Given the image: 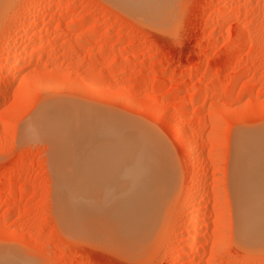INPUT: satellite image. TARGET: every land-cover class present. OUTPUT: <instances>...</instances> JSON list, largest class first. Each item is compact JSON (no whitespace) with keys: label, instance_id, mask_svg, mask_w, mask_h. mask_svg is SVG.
<instances>
[{"label":"rangeland","instance_id":"374dc122","mask_svg":"<svg viewBox=\"0 0 264 264\" xmlns=\"http://www.w3.org/2000/svg\"><path fill=\"white\" fill-rule=\"evenodd\" d=\"M33 1L0 4V252L27 264H264V244L238 238L233 177L237 137L264 130V0H161L146 17L110 0ZM35 32L44 38L34 43ZM24 45L44 53L4 72ZM47 101L144 130L163 145L173 191L145 245L112 231L97 211L101 192L87 190L94 176L81 173L80 153L62 161L55 141L25 136ZM61 196L80 213L63 217ZM191 219L202 236L194 247Z\"/></svg>","mask_w":264,"mask_h":264},{"label":"bare ground","instance_id":"6f19581e","mask_svg":"<svg viewBox=\"0 0 264 264\" xmlns=\"http://www.w3.org/2000/svg\"><path fill=\"white\" fill-rule=\"evenodd\" d=\"M110 1H112L114 4H117V5H124L125 8H127V10L130 9L128 10L129 12H131V10H133L134 8H135V11L138 12V9H139L141 14L143 13L144 17H146L145 15H149V13L151 12H155L157 10L160 11V8L163 6L161 0H122L123 3H121L120 0H110ZM130 1L132 2L127 4ZM10 2L12 3V0H0L1 6L8 5V3ZM33 2L37 3V0H34ZM51 3L53 4V0L48 3V6H50ZM163 3L165 2L163 1ZM170 9L168 10L170 11ZM67 10H68L67 7H63L62 13L66 12ZM224 15L222 16L223 18H224ZM25 27L26 26L24 25L22 26V30H21L22 32H25L24 31ZM14 35L15 34L13 32L12 35L8 37L10 38V40L8 41V44L4 46L5 51L11 50V47H12L11 40H14V37H15ZM31 38L35 43L36 41H41L44 38V36L38 32H35ZM18 52H19L18 56L14 59L15 61L14 64L13 63L11 64V62L5 63V66L3 68L4 72L13 70V69L21 70L22 68L26 66V64L31 58L40 57L44 53V47L41 45L38 47L36 46L34 48H31L29 51V45H24L21 48L19 47ZM52 77H54V75ZM7 79H8V76H7ZM9 87L10 85L6 86L5 90L3 89L2 90L5 92L6 91L8 92V90L10 89ZM186 96L187 95L185 94L181 95L180 97L181 102L185 101ZM47 103L46 105L44 104L42 108H40V110L35 114L32 120L28 121V123L25 126V131H24L25 136L28 138L44 137L49 140L55 141L58 144V148H60L61 150L59 152L62 153V156L60 154L61 156L60 159L63 158L65 155V158H63L62 161L66 160V155L71 154L73 156L75 155L74 153H76L77 154L76 156H79L78 154L80 153L81 155L79 159H81V163H83V165H81L82 170H83L81 173H83L84 175L86 174L84 172H87L88 174H91L94 176L93 179H89L90 178L89 175L84 176L85 178L89 176L87 180V187H88L87 190L93 189L94 191L95 189L96 193L98 191L101 192L99 199L96 201L98 202V207H95V208L96 209L98 208L97 211H103L106 214V216H108V219L110 218V220L108 221L113 222L111 226L114 225L115 227L113 226L112 231H114L113 229L115 228L116 233L120 235H124L121 237L127 236L130 242L131 241L133 242V239H138L139 241L144 239L146 241L149 239V236L153 237V234H155V231L158 229V227H160L159 221L161 220V217L164 216L163 210H165L164 207L166 206V203L169 202L168 198L169 196H171L170 194H172L171 191H173L172 187L174 185V176H171V173L169 171L172 168H170L167 164L168 163V158H166L167 154L164 151V148L162 147L163 145L162 144L160 145L158 138L156 139V137L151 136L144 130L141 131L138 129H133L131 131V130L123 129L122 127L118 125L116 126L115 124L108 125L107 123L100 120V118L98 117L99 115L97 116L96 113H91L88 115L87 114L88 110L85 112L86 114L84 113L81 114V112H83L84 110L83 111L79 110L78 112L76 109L69 110L68 108H56V106L54 105L55 106L54 107L52 103L51 104L49 103L47 104ZM187 111H188V108H184L182 113H186ZM102 123H105V124H102ZM197 145L198 143L196 142L195 146L197 147ZM74 150L76 152H73ZM77 150H79V152H77ZM188 155H189L188 157L190 158L192 157L193 155L192 150L188 151ZM73 161H71L72 165L74 164ZM78 168L77 170L80 169ZM75 170L76 169L74 170L72 169L71 171H75ZM79 176H80V173H78V177ZM233 177H234V190H235V197H236L237 217H238V226H237L238 238L241 241H244L246 243L248 242V243L255 244L258 242L260 244L261 243L264 244V130L254 132L251 135L247 134V135H241L237 137L235 141ZM82 179L83 178H81L80 180ZM247 183H249L248 194L246 193ZM78 184H81V183H78ZM83 185H86V181L85 183H83ZM80 188H81V185H80ZM85 188L86 186H84V189ZM84 189L82 192H85ZM90 195L91 193L89 194V198H90ZM93 195L95 197V192L93 193ZM61 197L60 199L62 201L60 202H63V206L62 205L61 206L63 208L64 214L66 213V215H64L63 217H67V214L75 217V213L79 212V211H76V212L73 211L76 208V206L71 205L72 203L68 200L67 198L68 196L67 197L61 196ZM99 200H100V203H99ZM205 203H206V200L203 199L200 205H204ZM95 204L94 206H96ZM70 206L71 207L74 206L75 208L71 209ZM83 206H84V203H83ZM89 207H92V209L94 208L93 205ZM60 210L62 212V209ZM199 210H200L199 207L195 208L194 214H197ZM89 213H87V215ZM91 213H95V212H92L91 210ZM98 214H93L92 217L94 215L97 216ZM84 215H85L84 217L87 216L86 214ZM93 218L95 219V217ZM74 220L76 221L75 218ZM193 220L190 221L187 231L189 233L196 231V234L194 235V237H192L193 247H194V245H197V243L201 241L202 236H199L200 235L198 234L199 231H197L198 225L196 221L198 220L197 219L195 221ZM80 222L79 224H82V222L81 223ZM95 222H96V219H95ZM102 223L104 224V222ZM87 225H85L86 228L89 227ZM114 233H111V234L113 235ZM106 235L107 237H109L108 236L109 233H107ZM117 236L118 235H116L115 237L113 236L115 239L113 237L111 238H113V240H116ZM127 237L125 238V240L126 239L128 240ZM100 238H102V236ZM105 239H106V236H105ZM118 240L119 239H117V241ZM138 240L136 241L137 243L134 240V244L135 245L137 244V247L140 246L138 243ZM120 241L122 243V239ZM145 241H142V244L144 243L145 245L147 243V241L146 242ZM131 244L133 245V243ZM128 245L129 244H127L126 246ZM191 245H192V242H191ZM135 247H132V248L136 250ZM214 248L216 247L214 246ZM178 259L184 260V254L183 253L179 254ZM25 262L27 261L24 258L18 256L15 253H11L9 251L7 252L4 251L2 253L0 252V264H27Z\"/></svg>","mask_w":264,"mask_h":264}]
</instances>
